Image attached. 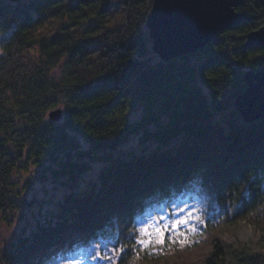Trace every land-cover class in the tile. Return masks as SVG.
<instances>
[{
    "label": "trees",
    "instance_id": "1",
    "mask_svg": "<svg viewBox=\"0 0 264 264\" xmlns=\"http://www.w3.org/2000/svg\"><path fill=\"white\" fill-rule=\"evenodd\" d=\"M152 2L0 0V211L29 205L12 191L24 157L76 180L90 168L80 134L108 160L98 187L62 199L2 264H67L94 242L117 249L110 264H264V116L246 122L235 106L245 70L263 64L264 45L244 42L264 23V0H245L237 9L247 18L170 59L152 48ZM61 100L63 120L44 122ZM134 133L164 145L181 139L113 156ZM184 196L200 202L197 231L183 226L186 239L166 233L163 245L141 248L136 229ZM243 223L256 239L228 242Z\"/></svg>",
    "mask_w": 264,
    "mask_h": 264
},
{
    "label": "rangeland",
    "instance_id": "2",
    "mask_svg": "<svg viewBox=\"0 0 264 264\" xmlns=\"http://www.w3.org/2000/svg\"><path fill=\"white\" fill-rule=\"evenodd\" d=\"M4 37L5 33L0 31V45ZM201 55L200 53L194 54L191 56V60L196 61L201 58ZM60 72L61 67L57 66L53 69L52 75L58 77ZM203 90L209 92V89L204 86ZM54 107H61L63 116L65 115L66 106L61 100L46 111L44 122L57 123L63 120V116L60 120L50 117L49 111ZM139 115L140 110L129 112L128 114L130 119H136ZM48 133L50 132L48 131ZM75 137L79 140L80 150H86V153L83 154L80 160H85L90 166L89 169L78 175L76 180H72L67 175H55L54 172L45 166L35 163L33 158L27 157H24L21 165L16 167L13 172L11 177L13 196L16 199L27 198L29 205L24 210L19 209L18 206H13L0 211V264H2L3 254L12 248L17 238L22 234L28 233L33 227H36L37 222L50 217L52 212L59 208V202L62 199H65L68 195L81 194L91 188V186H99L100 172L105 162H108L106 158L107 154L105 155V151L93 152L89 150L90 144L80 134H76ZM180 139L181 137H178L172 140V142L170 141L171 143L164 145L155 139H146L140 133H134L113 150V156L123 155L129 157L132 154L150 152L159 147H169V144L171 145L173 142L177 143ZM77 155V151L73 150L72 156L76 158ZM60 157L61 160L64 159V156L61 155ZM200 208V202H191L187 196H184L178 199V202L173 205L171 210L165 208L157 212V214H151L142 222V225L157 217H165V220L160 221V223H167L179 219L189 212L192 213L193 217H199ZM197 221L198 219H190L188 225H180L179 227L187 226L189 228L190 226H196ZM225 239L228 242L237 240L250 244L256 237L252 227L243 223L237 233H228ZM96 251H100L102 256H107L108 259H92L91 257L95 256ZM116 253L117 249L112 245L94 242L91 244L86 256H80L74 260H80L81 264H110L111 261L116 259Z\"/></svg>",
    "mask_w": 264,
    "mask_h": 264
},
{
    "label": "water",
    "instance_id": "3",
    "mask_svg": "<svg viewBox=\"0 0 264 264\" xmlns=\"http://www.w3.org/2000/svg\"><path fill=\"white\" fill-rule=\"evenodd\" d=\"M244 0H153L147 18L152 48L164 59L201 48L219 30L247 18L236 7ZM245 45H264V23L247 34ZM246 88L235 101L244 121L264 116V56L258 70L246 69ZM63 116L61 107L49 111Z\"/></svg>",
    "mask_w": 264,
    "mask_h": 264
},
{
    "label": "snow or ice",
    "instance_id": "4",
    "mask_svg": "<svg viewBox=\"0 0 264 264\" xmlns=\"http://www.w3.org/2000/svg\"><path fill=\"white\" fill-rule=\"evenodd\" d=\"M181 211H183L181 209ZM190 219H199L198 216L193 217L192 213L189 212L187 215L169 221L167 223H160V221L165 220V217H157L150 220L147 224L141 225L136 229L138 232L137 236V244L144 249L149 248L152 245H163L165 242V234L168 233V239L173 242L179 237L183 236L185 239L187 238V232L180 230V225H188ZM188 231L195 232L197 229L195 226H190ZM181 244L185 242V240L180 241ZM98 247V246H97ZM122 250V249H121ZM92 259H108L107 256H102L100 251H96L95 256L91 257ZM67 264H81L80 260H70L67 261Z\"/></svg>",
    "mask_w": 264,
    "mask_h": 264
},
{
    "label": "bare ground",
    "instance_id": "5",
    "mask_svg": "<svg viewBox=\"0 0 264 264\" xmlns=\"http://www.w3.org/2000/svg\"><path fill=\"white\" fill-rule=\"evenodd\" d=\"M244 1H245V0H244ZM244 1H243V2H244ZM240 11H244V10H240ZM245 12H246V11H245ZM246 13H247V12H246ZM247 15H248V14H247ZM147 27H148V26H147ZM196 50H197V49H196ZM248 69H250V68H248ZM245 71H246V70H245ZM244 73H245V72H244ZM244 80H245V79H244ZM245 81H246V80H245ZM245 88H246V87H245ZM244 90H245V89H244ZM235 106H236V105H235ZM54 108H56V107H54ZM236 108H237V107H236ZM52 109H53V108H52ZM50 110H51V109H50ZM237 110H238V109H237ZM238 111H239V110H238ZM240 114H241V113H240ZM50 117H51V116H50ZM51 118H52V117H51ZM61 118H62V117H61ZM61 118H60V119H61ZM60 119H58V120H60Z\"/></svg>",
    "mask_w": 264,
    "mask_h": 264
}]
</instances>
